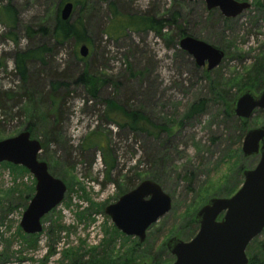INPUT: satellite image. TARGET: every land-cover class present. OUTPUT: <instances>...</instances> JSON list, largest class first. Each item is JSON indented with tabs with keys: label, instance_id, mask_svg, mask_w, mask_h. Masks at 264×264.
<instances>
[{
	"label": "rangeland",
	"instance_id": "rangeland-1",
	"mask_svg": "<svg viewBox=\"0 0 264 264\" xmlns=\"http://www.w3.org/2000/svg\"><path fill=\"white\" fill-rule=\"evenodd\" d=\"M52 1L0 0V140L27 131L30 124V138L41 146L38 160L66 186L63 201L41 219V233L30 239L19 223L35 181L27 170L0 165V264H69L73 252L101 248L111 239L114 252L126 251L137 238L124 240L114 233L104 208L152 178L171 198V209L146 231L134 263L171 264L166 242L172 237L190 241L198 230L193 221L198 209L211 198L232 196L243 171L259 161V155L243 157L241 144L248 130L264 125V112L255 110L244 129L230 112L239 94L263 90L249 84L253 65L264 56L261 0H235L250 8L234 19L218 9L207 11L203 0H119L118 19L146 14L170 20L177 13L164 39L144 30L110 36L107 27L116 20L109 11L113 0H86L69 18L85 26L86 60L77 59L81 45L51 49L45 66L31 65L30 80L23 84L13 71V55L41 41L39 36L29 40L25 27L40 24ZM7 4L16 15L14 30L5 23L2 8ZM177 25L221 50L219 66L206 72L180 50V39L169 42ZM87 65L107 80L95 98L75 82ZM56 82L64 85L53 90ZM106 99L125 103L127 112L138 111L153 134L107 121L102 112ZM199 102L203 110L189 116ZM106 147L107 152L100 149ZM107 154L111 169L103 160ZM262 244L264 230L247 246L248 261L258 259Z\"/></svg>",
	"mask_w": 264,
	"mask_h": 264
},
{
	"label": "water",
	"instance_id": "water-1",
	"mask_svg": "<svg viewBox=\"0 0 264 264\" xmlns=\"http://www.w3.org/2000/svg\"><path fill=\"white\" fill-rule=\"evenodd\" d=\"M203 1L207 11L218 9L226 19H234L250 8L248 3L235 0ZM261 5L264 8V0ZM72 10V3H65L60 19L68 21ZM178 47L207 72L218 67L224 57L221 50L189 36L182 37ZM87 52V47L81 45L79 55L84 58ZM255 110L264 112V89L257 95L250 91L239 94L230 113L245 124ZM40 151V144L27 131L0 140V163L24 168L35 181L34 194L19 223L26 235L41 233V219L63 201L66 192L64 183L38 160ZM241 154L245 158L259 155V161L252 170L243 171V182L232 196L211 198L198 209L194 217L198 230L190 241L172 237L166 242V249L174 258L171 264H248L246 248L264 230V125L245 133ZM170 209L171 198L158 184L144 180L106 206L104 214L118 232L142 243L146 231Z\"/></svg>",
	"mask_w": 264,
	"mask_h": 264
},
{
	"label": "trees",
	"instance_id": "trees-1",
	"mask_svg": "<svg viewBox=\"0 0 264 264\" xmlns=\"http://www.w3.org/2000/svg\"><path fill=\"white\" fill-rule=\"evenodd\" d=\"M85 1L86 0H53L50 3V6L47 8L50 11L49 15H47V17H45L42 22H40V24L36 26L25 27V33L29 40H35L37 39L36 37L39 36V39L41 41L38 42L36 40V44L32 48L17 50L13 55V71L23 84H26L30 80L31 65L39 64L45 66L46 57L51 51V49L63 47L67 43H73L74 46H80L83 44V42L87 41L86 29L82 21L71 22L70 20L62 21L60 19V10L65 3H72L73 14L76 11V6L83 7ZM119 6V0H113L112 3H109V11L110 13H112V16L116 19L113 23V26L107 27L110 36H119L121 35V33H123V31L126 30L133 32L144 30L152 32L158 39H164L163 31L168 26L167 23L171 22V24H176L175 21H177L178 18L177 13H173L171 15L170 20L156 18L152 15L146 14H140V16L138 17L133 16L129 18L118 19L117 9L119 8ZM2 11L4 13L6 25L10 30H14V27L16 25L15 12L9 4L4 6L2 8ZM48 17H51L53 19L52 27H49L47 23V21L49 20ZM184 36H192V34L188 32V30L184 26L177 25L175 27L174 36H172V38H170L168 41H178ZM89 44H91V42ZM77 59L79 61L86 60L82 57H77ZM252 70L254 72V79L251 80L249 84L252 85L255 90L260 91L261 89H264V56L257 59L255 64L253 65ZM141 71H145V68L143 67ZM206 72L205 75H207ZM75 82L80 84L91 97L95 98L96 94L98 93V90L103 85H105L107 80L104 77L99 78L95 73H91L87 65L85 67V71L77 77ZM63 85L64 82H56L53 84V90H56L58 87H61ZM84 103L85 102H83V104ZM102 103L105 106L104 110L102 111L104 118L107 121H110L111 123L115 124L118 128H128L130 131L134 132L139 131L153 134L152 132L148 131L147 128H145L146 124L148 123L147 119L142 116L138 111L127 112L124 108V105H126L125 103L116 102V100L114 99H106L103 100ZM203 108V102L194 104L189 110V116L195 113H199L203 110ZM58 112L59 109L57 108L56 113ZM47 116L48 115L46 114V117ZM54 122H56L55 119L53 123ZM245 124L241 123V127L243 129L245 127ZM26 130L29 132V134H32L30 124H28ZM166 132L168 133V129L166 130ZM92 145L93 143L91 141H88L85 146L86 148H90ZM100 149L105 152L108 151L107 147L106 149ZM107 157L108 159L104 157L103 160L106 165H109V169H111L113 167V161L109 157V154H107ZM2 164L11 168H18L27 172L24 168L20 166H11L12 164L9 163H0V165ZM152 180H154V178H152ZM113 230L114 233L116 232V234L121 236L124 240H128V238L122 236L118 231H116L115 229ZM60 231L61 230H59V232ZM32 236L34 235H27V237H29L30 239L32 238ZM111 241H105L107 243L103 242V246H101V248L95 247L89 248L87 250L80 249L77 252H73L70 255L71 259L69 261V264H135L134 261L136 258H138L136 254L139 251L138 248H140L141 246L139 241H134L128 244L129 249H127L126 251H122L121 249L116 252H114V250L112 249V244L109 243ZM33 246H35V243H32L31 247ZM49 254H51V251L49 252ZM86 255L89 257L91 256V260L84 261ZM248 264H264V244H262L259 249L258 259L255 260V258H250Z\"/></svg>",
	"mask_w": 264,
	"mask_h": 264
}]
</instances>
